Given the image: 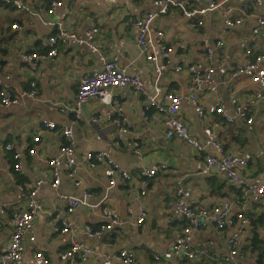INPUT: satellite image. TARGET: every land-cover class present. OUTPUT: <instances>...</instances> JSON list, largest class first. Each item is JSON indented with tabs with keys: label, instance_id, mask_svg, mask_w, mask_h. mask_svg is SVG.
Here are the masks:
<instances>
[{
	"label": "crops",
	"instance_id": "0c3cea01",
	"mask_svg": "<svg viewBox=\"0 0 264 264\" xmlns=\"http://www.w3.org/2000/svg\"><path fill=\"white\" fill-rule=\"evenodd\" d=\"M53 0H28L35 11L47 6ZM62 5L54 13L41 12L35 15L0 1V77L8 79L17 93L31 88L36 81V97H25L20 104L9 107L0 104V256L8 247L14 230V213L27 208L28 187L37 180L44 184L39 193L41 210L34 220L35 241L26 242L25 264H104V254L113 256L123 249L136 254V261L124 263L114 260L113 264H224L233 250L229 239L240 232V243L233 261L236 264H264V197L245 195L241 188L218 168L206 164V157H219L221 152L215 141L222 142L228 152L239 154L248 160L240 174L251 183L264 182V97L253 102L256 94L264 89L253 80L252 72L231 75V72L254 53L264 54V28L255 34L258 17H264V3L253 0H214L218 8L210 10L203 17L205 25L195 28L180 8H173L169 14L159 16L152 24V32L165 33L166 44L173 48L169 62L160 73L147 60L138 42L136 29L127 27L126 19H135L155 9L153 0H59ZM191 7L207 6L213 0H186ZM249 4L253 5L249 9ZM232 9L233 16L246 13L243 24L227 28L224 24L225 9ZM63 22L65 28L83 33L93 22L100 28L95 41L100 46L96 52L84 45L59 43V55L39 60L36 72L24 59L25 53H48L47 43L57 32L53 23ZM19 24L21 28L14 27ZM224 44L216 48L219 39ZM214 50L208 59L207 49ZM113 61L127 68L132 75H139L149 92L158 102L168 104L167 93L175 88L180 94L188 93L192 80L187 69L177 70L181 64L206 63L215 69L214 85L222 96L221 103L234 117L228 122L219 114L208 113L201 117L195 108L184 103L181 118L190 134L199 140L202 149L198 151L184 140L168 137L165 115L157 120H147L142 109L147 100L134 88H115L116 98L122 101L124 112L131 128L117 145L119 126L106 116L107 106L98 99H91L83 109L82 119L65 113L62 108L75 103L81 78L99 71L103 61ZM264 63V61H263ZM200 99L204 107L215 105L217 96L212 85H203ZM236 100V102H234ZM248 108L252 123L238 115V106ZM95 117L100 119L95 120ZM56 123L55 129L45 127L43 121ZM72 126L78 161L75 178H70L67 168L61 169V183L52 186L51 158L60 153L66 143L63 129ZM212 127L215 138H210L205 129ZM41 132V133H40ZM39 136V141L35 137ZM140 144V152L127 149L126 141ZM12 143L22 153V170L13 165V152L5 149ZM36 149L35 153L30 150ZM107 152L124 168L131 171L133 178L124 185L117 182L110 187L105 171L106 161L91 166L85 161L88 152ZM167 164L168 169L151 180L145 195L141 194V170L153 165ZM80 181V185L76 181ZM23 185L25 190L20 189ZM182 188L188 199L196 201L198 207L211 210L217 201L230 198L236 202L231 216L232 225L218 228L210 222L195 231V240L212 246L204 258L154 259V254H163L182 234L184 221L177 211L168 206L169 198ZM85 190L91 192L89 203H98L104 198L107 205L119 216L114 230L99 236H91L86 227H98L108 223L98 208L81 205L74 213L67 212L66 199L60 195L85 197ZM144 207L148 216L142 224L137 223L140 209ZM130 209L132 213H130ZM251 220L242 226L239 215ZM68 219L76 228L74 233H59L55 226L56 216ZM77 238L92 248L93 253L86 261L80 254L74 259L63 260L61 254L70 248L71 239ZM43 252L48 258L45 263L36 257Z\"/></svg>",
	"mask_w": 264,
	"mask_h": 264
},
{
	"label": "built area",
	"instance_id": "2783aa9c",
	"mask_svg": "<svg viewBox=\"0 0 264 264\" xmlns=\"http://www.w3.org/2000/svg\"><path fill=\"white\" fill-rule=\"evenodd\" d=\"M0 1L13 5L16 8L29 11L35 15H40L41 12L54 13L57 8L62 5L61 1L53 0L47 6H40L34 11L28 0ZM253 1L257 4L264 3V0ZM153 3L155 5L154 10L135 19H126L125 24L127 27L137 30L138 42L142 51L146 55L149 63L154 67L155 71L160 73L169 62V57L173 48L166 44L165 33L163 30H159L156 34H153V22L159 16L169 14L173 8H180L184 15L191 19V25L195 28H200L205 25L203 17L208 11L218 8L219 3L213 0L207 6L203 7H191L186 0H153ZM248 7L249 9H252L253 5L249 4ZM247 18L248 16L246 13L241 16H233L232 9L230 8H227L224 11V24L227 28L243 24ZM53 24L57 26V32L48 40L47 45L51 48L50 51L46 54L31 52L23 55L33 72L38 70L40 59L46 57L55 58L59 55V43H64L68 46L71 44L84 45L96 52H100V46L95 41V38L100 31L96 22H93L90 28L83 33L68 30L64 27L63 22ZM14 27L17 29L21 28L19 24H15ZM263 28L264 17H258V25L254 27L253 31L255 34H259ZM223 44V39H219L216 43V48L221 47ZM213 52L214 50L212 48L207 49L209 61L212 59ZM246 54L251 57L247 59L243 66L235 68L231 72V75L235 76L247 71L252 72L253 80L260 84L264 89V54L254 53L252 49H247ZM100 59L103 61L102 69L92 74H87L81 78L75 103L70 107H63L62 110L67 114L73 115L76 120H81L85 104L91 99H98L108 108L106 111L107 118L113 120V122L119 126L117 145H121L122 142H124L123 138L129 132L132 125L124 112L122 101L115 96V88L130 86L140 94L144 95L147 102L142 109V116L147 120L155 121L161 115H165L167 136L184 140L198 151L203 148L201 143L190 134L186 123L181 118V108L184 103L192 105L201 117H205L208 113H211L223 116L228 122L234 120V117L228 113L225 106L221 103L222 96L218 94L217 87L214 85L215 69L213 66L206 67V63L189 64L187 67L178 64L176 66L177 70L180 71L187 69L192 76L188 93L180 94L175 88H170L167 93L169 103L163 104L158 102L154 95L149 94L143 79L139 75L130 74L126 67L118 63L106 61V58L103 55H100ZM206 83L212 85V90L215 91L218 100L215 105L208 106L207 108L204 107L200 99L202 87ZM37 93L38 89L36 81L31 83V88L29 90L17 93L11 88L8 79L5 80L0 77V104L2 106L9 107L14 104H20L25 97H36ZM263 97V93L259 91L253 102H256ZM234 102H236V100H234ZM238 115L247 119L248 123H252L254 120L253 117H248V108L241 105L238 106ZM97 119L99 120L100 118L95 117V120ZM43 124L51 130L56 128V123L52 121L44 120ZM205 132L210 138H215V133L212 127H207ZM63 134L66 138V143L61 146L60 153L50 160L53 175V187H57L61 183V169L63 167L67 168L68 176L73 179L75 178L78 167L75 137L72 126L64 127ZM39 139V136L35 137L36 141H39ZM125 146L127 149H134L137 152H140L141 149L139 142L136 141L127 140ZM215 146L219 148L221 155L219 157L208 155L206 157V164L209 167L214 166L218 168L237 184L245 195H253L258 198L264 197V182L251 183L240 174L239 170L246 167L248 160L241 157L239 154L226 151L222 142L215 141ZM4 147L13 152L12 157L15 160L13 165L14 169L21 171L22 153L15 150L12 143H7ZM30 151L35 153L36 149L32 148ZM85 161L91 164V166H96V164L103 161H106L109 164V168L105 173L110 180V187L115 186L117 182L127 185L133 178L132 172L116 162L107 152H88ZM166 169H168L167 164L153 165L143 168L141 170V194L145 195L151 184V180ZM80 183V181H76L77 185H80ZM43 184L44 181L40 179L28 187L27 208L23 211L14 213V230L8 247L0 256V264H25L24 253L26 242L35 241L36 238L34 220L37 213L42 208L39 193ZM19 187L21 190H25L23 185H20ZM90 196L91 192L89 190H85L84 198L60 195L61 198L66 199L68 213H74L78 207L86 205L92 209L98 208L100 213L108 218V223L101 224L96 228L90 225L87 226L86 231L89 235L99 236L107 231L114 230L115 226L119 223V216L107 205H104L107 197L105 196L100 202L93 204L88 202ZM167 204L177 211L179 217L184 221V227L182 234L173 242L171 249L165 251L163 254H154L155 260L172 258L176 254H181L184 258L190 260L204 258L210 254L209 248L212 244L207 246L197 242L194 235L195 231L207 226L209 222L218 228L226 227L227 225H232L234 223L231 212L233 207H235L236 202L230 198H224L217 201L215 206L211 210H208L204 207H198L195 200L188 199L185 196L183 189L178 188L169 198ZM129 212L132 213V210L130 209ZM147 216L148 211L146 208L142 207L137 218V223L142 224L145 222ZM238 218L241 219L242 226L251 223V220L243 214H240ZM55 221L60 222V224L55 226L56 232L72 234L76 230V228H72L73 224L66 218H60L58 215L56 216ZM240 232L241 230L230 237L229 242L232 245L233 250L231 255L225 258L224 264H236L233 261V258L237 253V247L240 243ZM92 253V248L88 247L83 241L73 238L71 239L70 248L61 254V258L63 260L74 259L76 254H80L82 260L86 261L88 256ZM36 257L45 263L48 262V258L43 252H37ZM103 257L104 264H113L114 260H119L124 263H132L136 261L137 256L134 252L123 249L113 256L104 254Z\"/></svg>",
	"mask_w": 264,
	"mask_h": 264
},
{
	"label": "rangeland",
	"instance_id": "374dc122",
	"mask_svg": "<svg viewBox=\"0 0 264 264\" xmlns=\"http://www.w3.org/2000/svg\"><path fill=\"white\" fill-rule=\"evenodd\" d=\"M170 247H172V244H171V246ZM175 257H177V259H182V255L181 254H176V256Z\"/></svg>",
	"mask_w": 264,
	"mask_h": 264
}]
</instances>
